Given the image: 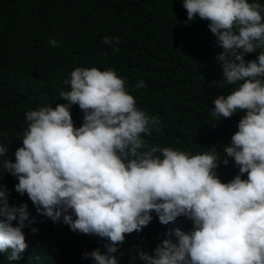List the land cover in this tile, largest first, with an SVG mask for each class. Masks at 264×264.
<instances>
[{
    "label": "clouds",
    "instance_id": "obj_1",
    "mask_svg": "<svg viewBox=\"0 0 264 264\" xmlns=\"http://www.w3.org/2000/svg\"><path fill=\"white\" fill-rule=\"evenodd\" d=\"M182 6L188 21H208L222 49L216 60L221 86H232L213 100L210 115L218 122L244 113L222 155L216 145L192 154L148 143L152 129L161 132L160 116L136 106L114 69L95 66L71 71L63 81L67 90L59 93L65 103L25 112L14 162L0 142L3 175L17 179L15 191L27 195L37 215L106 241L107 253L82 255L94 264H117L110 254L126 235L146 228L153 212L161 224L184 217L192 228L163 233L152 254L137 249L143 264H264V6L256 0H182ZM102 42L119 51L118 37ZM48 43L60 46L54 38ZM251 53L258 54L246 62ZM134 87L146 85L138 80ZM72 105L83 113L79 127ZM230 158L238 172L222 182L216 170ZM34 222L28 205L10 204L0 183V252L9 260L21 259L28 247L23 229L37 233Z\"/></svg>",
    "mask_w": 264,
    "mask_h": 264
},
{
    "label": "trees",
    "instance_id": "obj_2",
    "mask_svg": "<svg viewBox=\"0 0 264 264\" xmlns=\"http://www.w3.org/2000/svg\"><path fill=\"white\" fill-rule=\"evenodd\" d=\"M256 2L264 6V0ZM207 25L199 18L188 21L182 0H0V130L6 133L0 142L9 147L5 158L14 162L12 153L22 146L25 112L43 104L65 103L59 96L67 90L63 81L80 66L114 69L126 80L136 106L160 116L161 132L152 129V135L144 137L148 143L192 154L216 145L217 155H222L221 145L230 144L244 113L218 122L210 115L213 100L229 94L232 86H221L222 68L216 60L222 49ZM105 36L119 38V51L102 42ZM49 38L60 46H49ZM257 54L245 55V61ZM138 80L146 87L136 89ZM70 111L79 127L82 111L78 105ZM216 172L222 182H228L238 168L230 158ZM17 182L8 173L0 179L9 191L10 204L28 205L35 219L31 227L38 231L33 234L25 227L28 247L21 259L9 260V253L0 252V264H94L82 255L94 249L107 253L101 238L73 232L63 223L37 215L27 195L15 191ZM152 216L146 228L126 235L117 252L110 254L117 264H143L135 256L137 249L152 254L165 238L163 233L192 228L184 217L165 225L154 212Z\"/></svg>",
    "mask_w": 264,
    "mask_h": 264
}]
</instances>
